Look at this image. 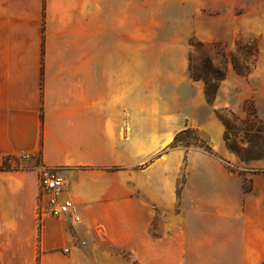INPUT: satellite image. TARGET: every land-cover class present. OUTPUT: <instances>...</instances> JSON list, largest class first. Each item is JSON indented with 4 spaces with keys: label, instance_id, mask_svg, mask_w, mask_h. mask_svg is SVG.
<instances>
[{
    "label": "crops",
    "instance_id": "obj_1",
    "mask_svg": "<svg viewBox=\"0 0 264 264\" xmlns=\"http://www.w3.org/2000/svg\"><path fill=\"white\" fill-rule=\"evenodd\" d=\"M260 7L253 70L228 71L216 103L197 84L182 127L180 83L149 107L132 0H0V261L264 264V170L244 172L256 164L230 148L218 115L252 99L264 120ZM189 125L210 151L173 145ZM38 162L62 168L80 224L40 215Z\"/></svg>",
    "mask_w": 264,
    "mask_h": 264
},
{
    "label": "rangeland",
    "instance_id": "obj_2",
    "mask_svg": "<svg viewBox=\"0 0 264 264\" xmlns=\"http://www.w3.org/2000/svg\"><path fill=\"white\" fill-rule=\"evenodd\" d=\"M260 1L132 0L133 60L148 71L149 107H154L161 97L167 106L168 90L180 83L181 92L175 102L181 110L183 127L190 124V115L195 111L197 84L204 89L208 101L216 103L222 80L219 77L225 78L232 69L240 74L251 72L260 59V37L254 35L256 20L263 11ZM199 72H208L211 80L196 77ZM153 90H159V96ZM244 109L241 113L222 112L219 106L218 115L226 121L230 148L244 163L256 164L244 172L262 171L264 168L255 161L264 157V120L256 114L252 99ZM178 134L177 146H210L201 127L189 125L174 139ZM251 184L247 178L245 188ZM0 264H39V260H4Z\"/></svg>",
    "mask_w": 264,
    "mask_h": 264
},
{
    "label": "built area",
    "instance_id": "obj_3",
    "mask_svg": "<svg viewBox=\"0 0 264 264\" xmlns=\"http://www.w3.org/2000/svg\"><path fill=\"white\" fill-rule=\"evenodd\" d=\"M23 162L22 168H30L27 164L31 155L23 153L19 157ZM10 167V164H7ZM8 167V168H9ZM39 175V211L49 217H68L74 224H80L83 220L78 204L66 195L68 185L62 168L58 166H45L37 163L35 166ZM65 252H69L66 248Z\"/></svg>",
    "mask_w": 264,
    "mask_h": 264
},
{
    "label": "trees",
    "instance_id": "obj_4",
    "mask_svg": "<svg viewBox=\"0 0 264 264\" xmlns=\"http://www.w3.org/2000/svg\"><path fill=\"white\" fill-rule=\"evenodd\" d=\"M196 77H198V78H204L207 82H209L210 80H211V78L209 77V75H208V72H199L197 75H196ZM219 80L220 79H223V77H219L218 78ZM183 132H186V130H184ZM178 136H179V134L176 136V138L174 139V142H173V145H176L177 144V138H178ZM206 150H208V151H210L211 150V148L209 147V146H205L204 147ZM9 167V165H3L2 167H0V169H2V168H8ZM246 190H248V188L246 187Z\"/></svg>",
    "mask_w": 264,
    "mask_h": 264
}]
</instances>
